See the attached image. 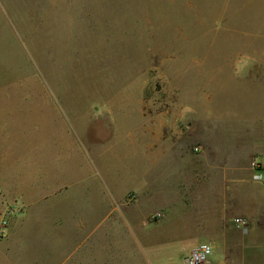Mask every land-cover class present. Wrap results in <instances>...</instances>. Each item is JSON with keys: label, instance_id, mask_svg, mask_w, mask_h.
I'll return each instance as SVG.
<instances>
[{"label": "rangeland", "instance_id": "rangeland-1", "mask_svg": "<svg viewBox=\"0 0 264 264\" xmlns=\"http://www.w3.org/2000/svg\"><path fill=\"white\" fill-rule=\"evenodd\" d=\"M258 156L264 0H0V264H185Z\"/></svg>", "mask_w": 264, "mask_h": 264}, {"label": "crops", "instance_id": "crops-1", "mask_svg": "<svg viewBox=\"0 0 264 264\" xmlns=\"http://www.w3.org/2000/svg\"><path fill=\"white\" fill-rule=\"evenodd\" d=\"M151 135V138H160L162 143L166 140L164 137L157 136L154 133H151ZM258 158V161L262 163L261 168H258L264 175V157L258 156ZM232 161L230 168L224 171L215 165H208L205 170L201 169V172L212 174V176L210 174L209 178L218 176V172L225 175L227 180H224V184H222L223 195L229 204L235 205L237 212V215L233 218L228 217L226 214L212 215L210 224H207L208 219L204 218V222H207L204 223L201 234H205L203 235L204 241H207L212 246V254L204 264H264V186L253 177L255 169L252 167V162L255 160H251L249 157L246 160V165H236L234 163L235 158H232ZM237 174L243 175L237 176ZM9 177L12 178L11 176ZM210 182V188L212 189L215 187V181L203 180L200 183L202 185L200 188L202 199L207 195L204 192L205 186L203 184L206 183L208 185ZM210 193L212 194V192ZM2 197L0 192V209L7 201L4 200L5 197L4 199ZM23 204L27 205V207L31 206V203L27 201H24ZM43 211L35 214L36 220L40 218L42 222L50 221L47 226L49 229H52L51 222L70 218L68 216L69 212H67V215L65 212L58 215V213H50L51 210L48 207L45 212ZM82 217V219H85L83 215ZM235 217L243 218L246 221L245 228L237 227L234 224L233 219ZM22 221V217H19L11 223L9 236L13 235L17 223ZM43 226L46 227V225ZM192 249L193 247L190 248V250Z\"/></svg>", "mask_w": 264, "mask_h": 264}, {"label": "built area", "instance_id": "built-area-1", "mask_svg": "<svg viewBox=\"0 0 264 264\" xmlns=\"http://www.w3.org/2000/svg\"><path fill=\"white\" fill-rule=\"evenodd\" d=\"M195 150H198L197 147H195ZM252 167L255 169V173L253 175L254 179H256L260 184L264 186V175L259 170V165L255 161L252 162ZM234 224L237 227L245 228L246 221L243 218L235 217L233 219ZM5 222H2V225H0V229H4ZM3 231V232H1ZM1 233H4V230H1ZM212 254V246L208 242H202L196 244L195 247H193L192 250L189 251V254L184 257V263L185 264H204L209 256Z\"/></svg>", "mask_w": 264, "mask_h": 264}]
</instances>
